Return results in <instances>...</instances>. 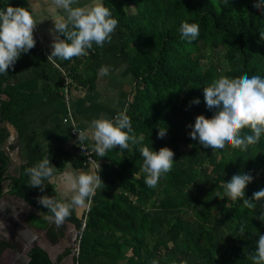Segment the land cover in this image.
Segmentation results:
<instances>
[{
  "label": "trees",
  "instance_id": "1",
  "mask_svg": "<svg viewBox=\"0 0 264 264\" xmlns=\"http://www.w3.org/2000/svg\"><path fill=\"white\" fill-rule=\"evenodd\" d=\"M105 3L119 21L116 30L135 80L125 112L136 134H144L141 144H152L157 149L169 145L176 160L157 185L150 187L145 183L140 144L130 142V147L123 150L111 148L103 157L95 153L103 165L100 171L104 182L91 198H86L82 208H75L65 218L77 226L81 235L75 264H152L153 260L159 264H254L250 257L257 231L264 232V221L259 219L264 200L253 209L243 205L241 199L217 196H224L223 181L240 171H251L255 176L247 186V196L264 187V135L246 150L228 145L217 153L205 151L189 135L188 124L194 123L200 113L214 118L204 99L205 85L219 79L238 80L244 75L264 76V13L256 11L257 0ZM182 21L199 24L195 40L182 38ZM218 49L226 59L225 70L212 55L203 64L206 52L216 53ZM48 54L36 43L14 67H9V72L0 74V118L19 130L29 148L22 175L15 179V191L51 217L38 197L45 192L62 197L51 179L45 180L48 185L43 189L30 185L26 169L44 156L56 164L53 176L69 162L76 168L88 165L83 156L76 159L61 149L41 152L33 146L38 131L31 127L28 114L39 81H48L45 90L56 88L63 97L64 76ZM82 58L88 68L96 71L100 45L94 43L81 58H52L69 67L75 80L71 92L79 81L76 68L68 63ZM14 76L15 81L7 83ZM194 97L200 102L190 104ZM160 126H168L163 137L157 135ZM38 221L39 226L48 229L47 235H62L61 226L57 231L44 219L38 217ZM241 225L246 228L243 236ZM31 258L30 264H55L41 247L32 250Z\"/></svg>",
  "mask_w": 264,
  "mask_h": 264
},
{
  "label": "clouds",
  "instance_id": "2",
  "mask_svg": "<svg viewBox=\"0 0 264 264\" xmlns=\"http://www.w3.org/2000/svg\"><path fill=\"white\" fill-rule=\"evenodd\" d=\"M54 3L62 11L52 16L55 20L51 29L54 39L48 59L86 55L94 43L102 46L112 39L119 21L105 0H54ZM254 7L257 12L264 13V0H257ZM38 21L34 5H13L9 0H0V74L9 72V67H14L22 54L36 45L34 29ZM179 31L182 38L192 41L199 36L200 26L196 22L182 21ZM108 70L107 66L100 68L101 73ZM203 93L207 109L214 118L197 114L194 123L189 122L188 127L191 129L189 135L198 140L205 151L220 153L228 145L246 150L249 145L259 142L264 135V76L255 74L244 75L238 80H214L205 85ZM199 102L200 98L194 97L190 104ZM167 131L168 126H160L157 135L163 137ZM88 139L95 142L93 147L99 157L107 155L111 148L123 150L130 147V142L140 144L145 183L150 187L157 185L176 160L174 149L169 145L157 149L152 144H141L144 134H136L131 117L125 111H119L113 117H97L87 130H78L79 141ZM44 143L48 147V140ZM26 171L30 185L43 189L48 185L45 180H50L56 173V164L44 156ZM254 179L251 171L233 173L230 179L223 181L224 196L217 197H230L233 201L241 199L243 205L255 209L264 200V187L253 191L251 197L247 196V186ZM68 180L63 198L47 192L38 197L39 203L50 210V219H54L57 225L83 205L86 198H91L104 182L95 165L89 171L68 174ZM259 219L264 221V212L260 213ZM239 231L243 236L245 226L241 225ZM257 234L256 247L250 258L254 264H264V232L258 230ZM152 264L159 262L153 260Z\"/></svg>",
  "mask_w": 264,
  "mask_h": 264
},
{
  "label": "crops",
  "instance_id": "3",
  "mask_svg": "<svg viewBox=\"0 0 264 264\" xmlns=\"http://www.w3.org/2000/svg\"><path fill=\"white\" fill-rule=\"evenodd\" d=\"M9 2L13 5H34L35 17L40 20L37 22L36 28L42 38L41 47L49 53L54 39L51 29L55 26V20L52 16L61 12L62 9L55 5L54 0H9ZM56 58L61 61L66 60ZM68 65L76 68L75 73L78 75L79 81V84L71 92L70 106L67 107L58 89L51 88V91H46L45 86L48 81L41 79L39 89L33 94V106L28 117L31 127L38 131L33 141V146L37 151L61 149L70 152L74 158L80 159L82 155L77 149L78 140L71 133L73 122L67 118L68 110L71 112L74 122L83 130H87L91 121L97 117H113L119 111H126L135 80L131 67L127 59L124 58L122 40L117 30L112 33L110 41L100 45V61L96 71H93L91 67L88 68L86 59L83 58L78 62L71 61ZM101 66H107L108 72L101 73ZM90 79L92 82H89ZM1 96L0 93V101ZM10 126L14 131L16 127L12 124ZM45 140H48V147L44 143ZM84 142L89 147H93L95 143L91 139L84 140ZM92 166L76 168L70 162L67 163L62 172L51 178L58 195L63 198V189L69 182L68 174L86 172ZM96 171L98 170L96 169ZM83 205L78 208H82ZM38 214L41 219L50 218L40 211ZM64 225L75 226L73 222L67 220L61 223V226L64 227Z\"/></svg>",
  "mask_w": 264,
  "mask_h": 264
},
{
  "label": "flooded vegetation",
  "instance_id": "4",
  "mask_svg": "<svg viewBox=\"0 0 264 264\" xmlns=\"http://www.w3.org/2000/svg\"><path fill=\"white\" fill-rule=\"evenodd\" d=\"M11 124L10 121L0 118V200L5 201H8L6 198L8 193L17 194L15 179L22 175L29 149L23 138H16L13 135ZM14 205L16 208L18 206L17 210L6 211V215L10 219H0V264H30L32 250L39 247L37 243L35 244V237H39L53 246L51 253L48 254L55 264L75 263L72 247L67 245L65 238L66 233L70 232L72 227L57 225L55 220L52 219L49 227L53 226L59 231V226H61L63 233L62 235L58 234L56 237L47 235L48 229L37 224L39 222V210L36 207L30 209L25 204L14 203ZM32 218H35L34 223L31 222ZM27 227L33 232L32 236L28 234Z\"/></svg>",
  "mask_w": 264,
  "mask_h": 264
},
{
  "label": "built area",
  "instance_id": "5",
  "mask_svg": "<svg viewBox=\"0 0 264 264\" xmlns=\"http://www.w3.org/2000/svg\"><path fill=\"white\" fill-rule=\"evenodd\" d=\"M34 33H35V36L37 39V44L39 46H42V43H43L42 38H41L40 33L36 27L34 29ZM45 53L48 54L47 52H45ZM50 60L52 61L53 65L56 68H58L64 76V85L62 87V94H63L64 101L68 107V106H70L71 89H72L71 85L74 84L75 80H74V78H73V76L69 70V67L61 65L60 62H57L54 59H50ZM67 118L69 121L73 122V126L71 128V133L78 140V130L83 131V129L78 124H76L74 122L73 116L69 110H68ZM77 149L79 150L80 154L83 156L85 165L86 164L87 165H95V168L98 171L101 170L102 164L98 161V159L95 158L96 151H95L94 147H89L84 141L78 140ZM99 163L101 166L99 165ZM84 226H85V221L83 223L82 228H84ZM80 242H81V235H78V239H77L76 243L72 246V255L74 256V259L79 256ZM76 264H78V263H76Z\"/></svg>",
  "mask_w": 264,
  "mask_h": 264
},
{
  "label": "water",
  "instance_id": "6",
  "mask_svg": "<svg viewBox=\"0 0 264 264\" xmlns=\"http://www.w3.org/2000/svg\"><path fill=\"white\" fill-rule=\"evenodd\" d=\"M15 79H16V77L14 76V78L13 79L12 78L9 79L7 81V83H13L15 81ZM1 98H2V96H1ZM8 129L9 128L7 127V131H8ZM13 132L15 133V137L16 138L20 137V133H19V130L17 128H15V130ZM0 149H1V146H0ZM6 198L8 199V201L0 200V219L1 220L10 219V218L7 217V215H6L7 212L6 211H8V210L12 211L13 209L17 210L18 206L16 208L14 203H18V204H21V205H24V204L28 205L30 209H34L35 208V206L33 204L29 203L25 198H23L20 195H17V194H14V193H8V196ZM15 210H13V211H15ZM27 232H28V234L30 236H32L33 232L28 227H27ZM78 235H79V230H78L77 226L75 225V226H73V228H71V231L67 232L66 235H65V238H66V241H67V245L72 247L76 243V241L78 239ZM39 239H40L39 237H35V239H34L35 240V244L37 243L39 245V247L43 248L48 253H51V250L53 249V246L49 242H45L43 239H40V240Z\"/></svg>",
  "mask_w": 264,
  "mask_h": 264
},
{
  "label": "rangeland",
  "instance_id": "7",
  "mask_svg": "<svg viewBox=\"0 0 264 264\" xmlns=\"http://www.w3.org/2000/svg\"><path fill=\"white\" fill-rule=\"evenodd\" d=\"M212 55V58H215V59H219L220 63L222 64V69L225 70L227 68V63H226V59L224 58V55H223V51L221 50H217L216 53H213L211 52V50H208L206 52V59L203 61V64H206L207 63V58H209L210 56ZM227 155H229V153H227ZM193 191V190H192ZM153 204V203H151ZM45 217V216H44ZM48 224H50V222L52 221V219L50 218H46L45 220ZM61 224V223H60ZM73 228V227H72ZM71 264H75L74 262L71 263Z\"/></svg>",
  "mask_w": 264,
  "mask_h": 264
}]
</instances>
